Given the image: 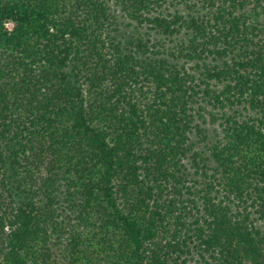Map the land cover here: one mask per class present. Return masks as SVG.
Wrapping results in <instances>:
<instances>
[{
	"label": "trees",
	"instance_id": "1",
	"mask_svg": "<svg viewBox=\"0 0 264 264\" xmlns=\"http://www.w3.org/2000/svg\"><path fill=\"white\" fill-rule=\"evenodd\" d=\"M0 264H264V0H0Z\"/></svg>",
	"mask_w": 264,
	"mask_h": 264
},
{
	"label": "built area",
	"instance_id": "2",
	"mask_svg": "<svg viewBox=\"0 0 264 264\" xmlns=\"http://www.w3.org/2000/svg\"><path fill=\"white\" fill-rule=\"evenodd\" d=\"M6 27H7L8 29H12V27H13V22H11V21L7 22V23H6Z\"/></svg>",
	"mask_w": 264,
	"mask_h": 264
}]
</instances>
